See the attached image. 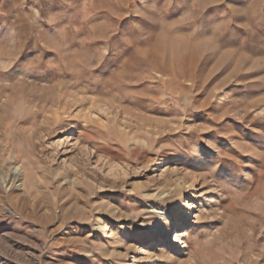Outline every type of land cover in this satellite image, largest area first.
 Masks as SVG:
<instances>
[{
	"label": "rangeland",
	"instance_id": "1",
	"mask_svg": "<svg viewBox=\"0 0 264 264\" xmlns=\"http://www.w3.org/2000/svg\"><path fill=\"white\" fill-rule=\"evenodd\" d=\"M0 264H264V0H0Z\"/></svg>",
	"mask_w": 264,
	"mask_h": 264
},
{
	"label": "bare ground",
	"instance_id": "2",
	"mask_svg": "<svg viewBox=\"0 0 264 264\" xmlns=\"http://www.w3.org/2000/svg\"><path fill=\"white\" fill-rule=\"evenodd\" d=\"M25 83H26V81H24V80H21V81H19V82H17L16 83V86H20V87H23L24 85H25ZM64 110V109H63ZM53 115H54V121H56V120H58V119H60L62 116V112H61V108H55L54 109V112H53ZM24 166H25V163L24 162H22V165H20V166H16V168H15V171L13 172V178H14V180H16V179H18V180H21L22 178V173H21V170L22 169H25L24 168ZM186 183H184V185H185ZM23 185L24 184H19V185H17V187H16V189L17 190H21L22 189V187H23ZM187 187V186H186Z\"/></svg>",
	"mask_w": 264,
	"mask_h": 264
}]
</instances>
